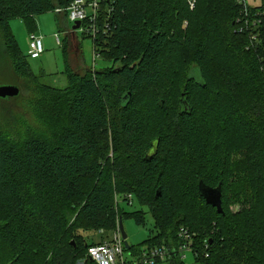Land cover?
Masks as SVG:
<instances>
[{"label": "trees", "instance_id": "trees-1", "mask_svg": "<svg viewBox=\"0 0 264 264\" xmlns=\"http://www.w3.org/2000/svg\"><path fill=\"white\" fill-rule=\"evenodd\" d=\"M70 1L0 0L17 74L36 77L9 20L33 28ZM95 27L93 48L111 64L71 71L66 48L67 85L35 87L45 129L0 136V264H79L119 218L144 221L114 203L123 192L154 221L131 253L176 245L183 227L193 264H264V0H100ZM199 181L221 185L222 213Z\"/></svg>", "mask_w": 264, "mask_h": 264}, {"label": "rangeland", "instance_id": "rangeland-1", "mask_svg": "<svg viewBox=\"0 0 264 264\" xmlns=\"http://www.w3.org/2000/svg\"><path fill=\"white\" fill-rule=\"evenodd\" d=\"M98 1L100 2V0ZM259 2L260 0H245L248 6L257 5ZM86 9L89 11L90 8L86 7ZM33 19L35 26L33 28H30L28 19L19 17L10 19L9 27L16 39L18 51L26 57L30 73L36 75V77H30V74L21 76L14 71L0 34V84L17 85L20 90L15 97L0 99V136L12 135L17 137L29 130L41 131V129H45L37 113V102L40 100V95L37 94L35 87L45 84L54 88H63L67 85L68 69L64 53L66 48L71 71L83 72V68L89 67L102 69L111 64L107 56L100 58L98 51L93 48L91 37L83 30V27L79 26L77 29H73V22L68 21L64 13L58 14L54 9L47 10L34 16ZM31 31L41 37L44 46V51L37 58L27 56L28 37ZM70 32L74 33V37L67 35ZM55 34L59 36V43L55 39ZM106 47V42L103 41L102 48ZM192 73L197 79H200L197 69L194 68ZM109 107H111L110 113L115 114L116 108L110 106V104ZM113 139V133L109 129L107 136L102 133L100 144L103 146L105 141L109 140L111 145ZM111 153L113 154V150H111ZM114 203L119 205L125 212L140 210L144 217L142 223H137L128 216L121 219L126 234L125 241L129 246L136 247L154 234V221L146 204H139L133 195L124 192L115 194ZM230 208L236 211L239 206L230 205ZM89 234L98 239L101 233L92 231ZM129 252L130 249H127L126 255ZM194 261L193 252L187 251L184 256L185 264H193Z\"/></svg>", "mask_w": 264, "mask_h": 264}, {"label": "built area", "instance_id": "built-area-1", "mask_svg": "<svg viewBox=\"0 0 264 264\" xmlns=\"http://www.w3.org/2000/svg\"><path fill=\"white\" fill-rule=\"evenodd\" d=\"M237 3L246 5L245 0H236ZM195 0H188L190 7H193ZM86 7H89L87 11ZM57 13H66L68 21L75 23L80 22L87 33L95 34L96 27L95 21L99 10L98 0H71L67 7H57L54 9ZM83 22L86 25L83 26ZM55 39L59 43L60 39L58 34H55ZM44 51V46L41 37L30 33L28 37L27 53L30 58H37ZM129 199V197H128ZM99 232H103L102 229ZM178 244L165 245L144 248L139 254L131 252L126 255V248L124 240L121 236L119 225L117 222L116 228L112 231L109 238L97 244H91L87 247V253L82 258L79 264H85L86 261H92L96 264H169L171 258L178 257L179 260H184L185 253L192 251L197 254L192 247V237L187 229L181 227L177 232ZM205 250L208 244H204ZM208 256L207 251L204 253Z\"/></svg>", "mask_w": 264, "mask_h": 264}, {"label": "water", "instance_id": "water-1", "mask_svg": "<svg viewBox=\"0 0 264 264\" xmlns=\"http://www.w3.org/2000/svg\"><path fill=\"white\" fill-rule=\"evenodd\" d=\"M80 26V22L76 21L73 23L72 28L77 29ZM19 87L17 85L13 84H0V98L2 99H8L11 97H15L19 94ZM220 184L216 187H210L208 185H205L202 181H199L198 184V190L199 194L205 199L206 203L215 207L217 209V212L222 213V202H221V188ZM119 229L121 232V236L124 240V246L126 249L129 248V245L125 241L126 234L123 229L122 221L119 219L118 222ZM73 243V242H72Z\"/></svg>", "mask_w": 264, "mask_h": 264}, {"label": "crops", "instance_id": "crops-1", "mask_svg": "<svg viewBox=\"0 0 264 264\" xmlns=\"http://www.w3.org/2000/svg\"><path fill=\"white\" fill-rule=\"evenodd\" d=\"M67 19V18H66ZM69 37H74V33L73 32H70L67 34Z\"/></svg>", "mask_w": 264, "mask_h": 264}]
</instances>
